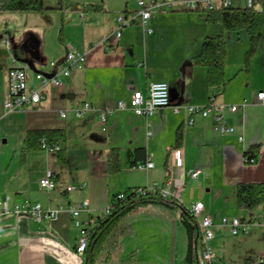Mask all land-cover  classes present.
Returning a JSON list of instances; mask_svg holds the SVG:
<instances>
[{"label":"crops","instance_id":"0c3cea01","mask_svg":"<svg viewBox=\"0 0 264 264\" xmlns=\"http://www.w3.org/2000/svg\"><path fill=\"white\" fill-rule=\"evenodd\" d=\"M139 1L152 5V0H138L136 5L131 0H91L89 4H99L96 12L77 3V16L71 15L68 22L56 15L57 22L34 28L39 51L35 60L22 48L25 39L15 43L9 28L0 30V42H8L5 49L13 50L6 71L0 67V203L6 201L9 210L0 215V264H84V256L76 253L80 229L67 213L38 221L27 214L15 215L17 205L39 203L54 210L87 201V210L76 219L87 226L108 208L114 195L167 185V199L175 204L149 206L128 216L126 223L134 232L122 240L113 261L123 263L135 253V264H188L182 208L201 202L202 216L214 224L211 247L219 257L218 264H261L264 206L253 212L246 234L233 236L222 220H249V214L236 207V187L240 183L264 184V102L257 98L264 93V32L248 71L239 72L249 40L171 5L180 0H160L170 6L153 11L145 27L139 20L120 27V18L129 21L137 15ZM230 7L247 8V3L230 0ZM4 13L10 12L0 13V17ZM119 29L120 35L115 37ZM218 35L226 41L224 77L229 83L214 97L206 69L194 66L193 59L206 37ZM15 44L21 47L17 53ZM69 50L84 54L86 64L72 69L59 89L44 88L39 104L7 114L4 103L12 59L26 70L29 87L37 88L35 75L48 73L50 63H60ZM156 82L169 85V107L156 110L147 119L117 109L119 101L128 103L134 91L145 94L149 84ZM212 99L217 105L238 108L223 112L232 134L216 132L211 116L172 111L174 106L204 108ZM85 104L93 110L77 117L73 110ZM60 112L65 113L64 119ZM101 113L106 114L104 122ZM41 129L65 131L67 163L63 170L54 167L53 153L47 150L23 153L26 132ZM178 131L182 143L173 149ZM53 144L59 145L60 140ZM251 147L257 149L250 163L246 152ZM112 148L119 150L120 171L116 174L107 171V153ZM137 149L152 168H138L145 163L134 152ZM48 172L55 174L56 187L44 191L40 180ZM194 173H198L196 180L191 177ZM79 185L81 190L67 191V187ZM200 250L198 243L194 264ZM237 251L235 263L232 255Z\"/></svg>","mask_w":264,"mask_h":264},{"label":"trees","instance_id":"16d2710c","mask_svg":"<svg viewBox=\"0 0 264 264\" xmlns=\"http://www.w3.org/2000/svg\"><path fill=\"white\" fill-rule=\"evenodd\" d=\"M46 1L48 0H0V13L44 14L62 10L60 6L56 8L47 7ZM257 5L259 8H255ZM83 6L90 11L98 12L99 10V4H85ZM196 13L203 16L206 23L219 24L226 32L244 31L247 34L249 47L244 55V66L239 71L247 72L250 60L257 52L264 32V0L258 1L251 8L220 7L213 10L200 8ZM226 55V41L223 35H218L206 37L201 45L200 53L193 59L194 66L206 69L207 84L214 89V97L220 96L229 83L224 77ZM58 139L60 144L56 145L57 150L53 153V158L54 166H57L61 171L67 163L66 133L63 129L27 131L24 136L23 153L45 150L42 148V141L45 142L46 146H51ZM181 143L182 136L178 131L175 145L172 148H179ZM256 149L257 147H251L247 150L246 160L248 162L255 158ZM134 152L139 156L141 155L140 161L145 163L146 158L143 151L137 149ZM106 161L109 174H116L120 171L118 149H110ZM53 176L55 179L54 173ZM139 190H143V194H139ZM121 194L123 195L122 199H118L120 194L114 195L108 208L89 224L87 247L83 254L84 264H108L113 261L114 256L121 249L122 240L134 232L133 227L126 223V218L131 214L153 205L171 207L175 204L174 200L162 197L159 190L148 192L146 188H133ZM262 205L264 206L263 183H240L237 185L236 207L238 210L248 213L250 220H252L253 212ZM182 210V223L188 237L186 262L194 264L197 258V245L200 243L198 225L188 210L184 208ZM135 260V253H132L125 262L120 264H135Z\"/></svg>","mask_w":264,"mask_h":264},{"label":"built area","instance_id":"2783aa9c","mask_svg":"<svg viewBox=\"0 0 264 264\" xmlns=\"http://www.w3.org/2000/svg\"><path fill=\"white\" fill-rule=\"evenodd\" d=\"M247 7L251 8L254 4L261 0H245ZM179 6L186 12L196 13L198 9L204 8L206 10H213L220 7L227 8L230 7V0H180L172 3ZM163 6H170L168 3H160V0H152V5H147L143 1L138 2L139 12L131 20H125L123 18L119 19L120 27L122 25H129L137 20L140 21L143 27L146 26V21L150 18L153 11H158ZM120 29L115 34L118 37ZM150 32V30H148ZM6 49H8V42L4 43ZM12 67L8 71V88L7 95L4 103V110L7 114L21 111L26 107L34 106L42 101V94L44 88L51 86L53 88L59 89L62 87V80L70 76L72 69L81 68L86 64V56L84 54L78 53L76 51L69 50L66 52L64 59L60 63H50L48 73H37L35 75V80L38 82L37 88L29 87L28 77L26 70L17 65L16 61L12 59ZM257 98L260 102H264V93H258ZM170 106L169 103V85L164 82L151 83L148 86L147 92L144 94L140 91H134L128 103L125 101H119L116 105L119 111L130 110L133 114L146 119L151 117L154 112L158 109L167 108ZM243 107V106H242ZM93 108L89 104H85L81 109H74V113L77 117H81L83 114L92 111ZM227 110L229 112H236L238 108L236 106H221L214 103V99L211 100L209 105L204 108L200 107H181L174 106L172 111L174 113H179L181 111H186L189 116L200 115L201 117H212L214 121V130L220 135L232 134L234 132L233 128L229 127L223 119V112ZM105 113H101L100 117L102 122L105 121ZM60 117L64 119L66 117L65 113L60 112ZM188 125H193V119L190 118ZM42 148L50 153H54L57 150L56 145L46 146L45 142L42 141ZM251 159L249 162L251 163ZM153 165L150 163H145L139 165V169H149ZM198 173L192 174V179L196 180ZM40 187L44 191H51L56 187V181L54 179L53 173L48 172L46 176L40 180ZM168 185L166 187H153L147 189L148 192H154L159 190V193L164 198H169ZM83 188L82 185L75 187H67L68 192L78 191ZM143 190H139V194H143ZM123 195L120 194L118 199H122ZM89 203L87 201L82 202L78 206L63 207L59 206L54 210L45 209L41 204H30L25 202L22 205H17L14 208L15 215L27 214L34 217L38 221L52 220L59 213H67L73 221L74 227L80 229V235L76 246V253L83 255L88 240V226H83L78 221H76L80 212L87 210ZM191 215L195 218L198 225V236L201 244V250L197 264H218L219 257L216 252L211 247V242L214 239L213 227L214 224L212 220L207 216H202L203 204L201 202H195L190 207L185 208ZM9 213L7 202L4 201L0 203V215ZM252 221L243 220L239 218L234 219H223L222 225L228 226L230 228L231 234L233 236L239 234H246L249 232ZM258 262L263 264V256H259Z\"/></svg>","mask_w":264,"mask_h":264},{"label":"rangeland","instance_id":"374dc122","mask_svg":"<svg viewBox=\"0 0 264 264\" xmlns=\"http://www.w3.org/2000/svg\"><path fill=\"white\" fill-rule=\"evenodd\" d=\"M138 0H131L134 4ZM91 0H48L45 2V5L47 7L56 8L60 6L62 8L59 12H47L44 15L41 14H35V13H4L2 17H0V30L5 31L7 28H9L10 31H8L13 37V41L16 43L17 40L22 38L23 45L22 47L27 54L30 56L31 59L35 60L38 55V46L36 45V34L34 28L40 27L42 24L48 23H54L57 22V16L62 18V21L68 22L73 17L71 15L77 16L74 11H76V4H89ZM136 5V4H135ZM46 28L47 26L44 25ZM233 35L240 34L242 39L248 40V37L244 31L239 32H233ZM236 38V36H234ZM21 47L19 45H14L13 49L14 52L17 53V51ZM227 50V49H226ZM13 50H6L4 46V42H0V65H3L4 71H6V66H8V62L10 61L11 52ZM56 169H58L57 166H54ZM42 206V205H41ZM239 251L233 253L232 260L237 263L238 259L237 256ZM116 261V260H115ZM115 261L109 262L108 264H117Z\"/></svg>","mask_w":264,"mask_h":264}]
</instances>
